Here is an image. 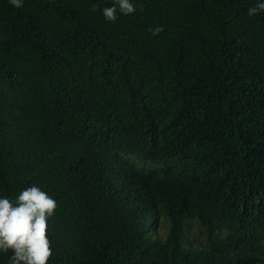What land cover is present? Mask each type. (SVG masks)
Segmentation results:
<instances>
[{
    "label": "trees",
    "instance_id": "1",
    "mask_svg": "<svg viewBox=\"0 0 264 264\" xmlns=\"http://www.w3.org/2000/svg\"><path fill=\"white\" fill-rule=\"evenodd\" d=\"M131 2L0 0V198L56 201L48 264H264V0Z\"/></svg>",
    "mask_w": 264,
    "mask_h": 264
},
{
    "label": "clouds",
    "instance_id": "2",
    "mask_svg": "<svg viewBox=\"0 0 264 264\" xmlns=\"http://www.w3.org/2000/svg\"><path fill=\"white\" fill-rule=\"evenodd\" d=\"M10 3L20 8L23 0H10ZM98 5H93L92 10L96 11ZM135 5L131 0H115L111 7L103 9V16L107 22L112 23L118 19V14L125 16L134 14ZM264 12V2L257 3L248 9V15L254 17ZM164 31L163 26H156L151 29L154 37ZM57 209V203L40 188L32 186L23 189L14 201L8 198H0V251L7 253L12 250L9 264H48L53 256V251L48 239V218L52 217ZM163 222L167 225L164 235H159L157 226ZM154 228V233H149L153 244L161 245L166 242V236L170 231V222L163 217ZM226 227L220 225L217 233L221 239L226 240L229 236ZM184 240L191 241L195 234L184 232ZM207 264H215L216 260H206Z\"/></svg>",
    "mask_w": 264,
    "mask_h": 264
},
{
    "label": "rangeland",
    "instance_id": "3",
    "mask_svg": "<svg viewBox=\"0 0 264 264\" xmlns=\"http://www.w3.org/2000/svg\"><path fill=\"white\" fill-rule=\"evenodd\" d=\"M166 230H167V225L163 222H160V224L157 226L156 229L157 233L161 236L165 234ZM191 241L193 242L194 245L198 246L202 241V237L198 236V234H194L191 237Z\"/></svg>",
    "mask_w": 264,
    "mask_h": 264
}]
</instances>
